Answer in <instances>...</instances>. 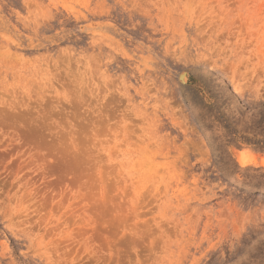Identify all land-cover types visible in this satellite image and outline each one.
Listing matches in <instances>:
<instances>
[{"label":"rangeland","instance_id":"rangeland-1","mask_svg":"<svg viewBox=\"0 0 264 264\" xmlns=\"http://www.w3.org/2000/svg\"><path fill=\"white\" fill-rule=\"evenodd\" d=\"M0 264H264V0H0Z\"/></svg>","mask_w":264,"mask_h":264},{"label":"bare ground","instance_id":"bare-ground-1","mask_svg":"<svg viewBox=\"0 0 264 264\" xmlns=\"http://www.w3.org/2000/svg\"><path fill=\"white\" fill-rule=\"evenodd\" d=\"M176 78H177V81L181 84V85H186L187 84V73L185 72V71H179L178 73H177V76H176ZM178 83V84H179ZM244 161H246L247 159H243Z\"/></svg>","mask_w":264,"mask_h":264}]
</instances>
